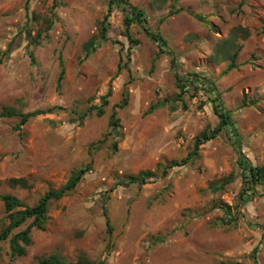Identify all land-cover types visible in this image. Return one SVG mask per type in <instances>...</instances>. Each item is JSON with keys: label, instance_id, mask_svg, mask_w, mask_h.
<instances>
[{"label": "rangeland", "instance_id": "374dc122", "mask_svg": "<svg viewBox=\"0 0 264 264\" xmlns=\"http://www.w3.org/2000/svg\"><path fill=\"white\" fill-rule=\"evenodd\" d=\"M127 1L145 11V26L166 40L175 71L137 25L130 35L138 44L130 43L118 8L108 17V39L86 55L84 45L98 36L108 0H0V113L4 107L21 113L61 108L28 119L19 130L18 117L0 115V197L33 206L72 171L90 167L74 191L50 202L46 228L32 231L25 255L12 258L8 239L0 243V264H38L51 254L104 264H264V187L232 209L240 212L235 225H223L218 208L234 205L242 188L229 130L182 167L165 176L156 172L185 158L198 134L218 124L201 91L173 100L175 74H201L214 83L241 152L252 165L263 164L264 0ZM24 28L33 36L41 32L40 44L30 48L34 64ZM230 40L238 66L223 74L227 61L216 59L215 49ZM102 97L107 105L97 117L93 108ZM159 102L164 105L153 109ZM113 112L119 136L110 132ZM142 171L155 175L143 185L123 184ZM227 176L233 180L214 192L211 185ZM12 178L30 188L10 186ZM6 215L0 199V232Z\"/></svg>", "mask_w": 264, "mask_h": 264}, {"label": "trees", "instance_id": "16d2710c", "mask_svg": "<svg viewBox=\"0 0 264 264\" xmlns=\"http://www.w3.org/2000/svg\"><path fill=\"white\" fill-rule=\"evenodd\" d=\"M165 1L166 0H163V2ZM244 1L245 0H241L239 5H243ZM113 8H118L123 12V24L125 28L124 35L129 38L130 43L138 44V41L132 39V36L130 35V27L132 25H137L143 30L145 36L157 46L160 54H166L170 57V62L172 66L171 68L175 71L177 68L176 56L173 51L168 48L166 40L158 31H152L151 29L145 26L147 20L145 11L137 8L136 6L130 5L127 0H108L107 11L103 17V20L101 21V27L98 36L92 37L84 45L86 55H89L91 52L95 51L96 48L100 45V43L108 39V17L110 16ZM175 12L177 13L178 11L169 13V16H171V14ZM50 27L51 22L48 23L47 27L45 28V32H47ZM24 31L26 34V38H29L27 39L28 42L26 46L27 53L31 63L34 64V57L30 48L40 44L39 40L41 39V32H38L33 36L31 35V32L28 29L24 28ZM233 42L234 41L230 40L228 44L227 41L226 45L228 46L224 47L221 45L215 49L214 57L222 61H227V65L223 71V74L236 69L238 66L236 64L238 49L236 48L235 44H232ZM59 66L62 67V65ZM62 78L63 71L61 69L58 75V81H60ZM175 78L178 93L174 96L173 100L183 102V96L190 90H192L195 95L201 91L202 95H205L207 97V100L211 103L212 111L214 115L218 118V124L213 129H209L208 127L198 134L193 143V150L189 152L185 158L181 159L180 161L173 160L169 165H166L162 168H157L156 172H160L162 176H165L169 169L175 167H182L183 165L187 164L188 161L192 160L197 156L198 149L201 145L210 140L215 139L220 134L221 130H229L232 142H235L237 148V165L240 169L242 188L237 195V199L234 205L229 206L225 203H222L220 206H218V208L221 209L224 213L225 219L223 220V225H235L236 218L239 217L238 215H240V212L239 210H235L233 215L232 209H239V206H243L246 203L250 202L257 194L256 188L264 187V162L260 166L252 165L251 162L241 152L237 130L233 122H231V117L228 111L224 109L223 103L221 101V96L217 90V87L210 79H207L203 77V75L196 73H189L186 76L175 74ZM105 98L106 97L101 98L102 103L100 106L93 108L95 109V115L97 117H100L104 114L103 107L107 105V101ZM166 102H169V100H166ZM163 105V102H159L153 105L152 108L156 109L157 107H161ZM117 107L119 108L121 107V105H117ZM57 108L61 109L60 107H49L44 110L41 109L29 113H21L20 111L15 110L13 108L4 107L0 115L4 117H18L19 123L18 126H16V129L19 130L20 126H23L28 119L52 113ZM169 108L171 111L177 109V107L173 104L169 105ZM87 113H89V111L85 113H78L76 119H74L73 122H80L83 117L88 115ZM109 125L111 127L110 132L112 133V135L119 136V119L115 117V112H113L110 116ZM113 148L116 149V143L113 144ZM89 170L90 167L85 166L72 171L66 182L60 188L50 189L46 191L41 197H39V199L33 206H27L20 199L9 194L2 195L0 197L7 214V224L3 227L0 232V243L8 239L10 256L12 258L16 256L25 255L26 247L31 244V233L33 230H45L50 202L59 200L74 191L77 185L80 183V180ZM154 175L155 173L152 171H142L134 175L131 174L126 177V180L123 184L137 183L138 185H143L146 183L147 179L152 178ZM232 180V176H227L226 178L222 179V182L220 184H212L211 188L214 192L222 191L224 189V186L230 183ZM8 182L12 187L18 186L23 189L30 188V185L23 178H12ZM103 216L105 217L106 226L108 228V231L110 232L111 227L105 208H103ZM24 225L26 226L22 228ZM17 229L20 230L16 233H13ZM38 264H104V262L95 263L89 261L87 258L82 256H79L74 261H70L61 258L58 255L51 254L48 257L39 260Z\"/></svg>", "mask_w": 264, "mask_h": 264}]
</instances>
